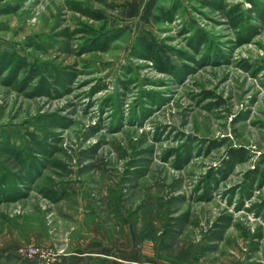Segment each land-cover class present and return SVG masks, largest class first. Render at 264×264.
Returning a JSON list of instances; mask_svg holds the SVG:
<instances>
[{
	"label": "rangeland",
	"instance_id": "obj_1",
	"mask_svg": "<svg viewBox=\"0 0 264 264\" xmlns=\"http://www.w3.org/2000/svg\"><path fill=\"white\" fill-rule=\"evenodd\" d=\"M28 245L264 264V0H0V264Z\"/></svg>",
	"mask_w": 264,
	"mask_h": 264
},
{
	"label": "trees",
	"instance_id": "obj_2",
	"mask_svg": "<svg viewBox=\"0 0 264 264\" xmlns=\"http://www.w3.org/2000/svg\"><path fill=\"white\" fill-rule=\"evenodd\" d=\"M169 13V11L166 12H162L160 13V16H153L152 20L155 23H159L162 22L163 20H167L165 19V17L167 16V14ZM141 44L143 46V49L146 50V52L150 53L152 60L156 61L157 63H160L161 61L165 64L167 63V59L168 58V48L165 47V45H163V43L161 42H156L155 40H151V39H147L146 36H142L141 37ZM98 264H132L130 262H117V263H113L111 262L109 259H103L100 260Z\"/></svg>",
	"mask_w": 264,
	"mask_h": 264
},
{
	"label": "built area",
	"instance_id": "obj_3",
	"mask_svg": "<svg viewBox=\"0 0 264 264\" xmlns=\"http://www.w3.org/2000/svg\"><path fill=\"white\" fill-rule=\"evenodd\" d=\"M18 255L23 257L33 264H54L58 254L52 250L41 249L28 245L18 250Z\"/></svg>",
	"mask_w": 264,
	"mask_h": 264
},
{
	"label": "crops",
	"instance_id": "obj_4",
	"mask_svg": "<svg viewBox=\"0 0 264 264\" xmlns=\"http://www.w3.org/2000/svg\"><path fill=\"white\" fill-rule=\"evenodd\" d=\"M73 254H76L75 255L76 257L65 258L62 261H65V260L69 261L67 264H79L81 259L80 258L79 259L77 258V256H79L78 253H73ZM121 262H124V261H121Z\"/></svg>",
	"mask_w": 264,
	"mask_h": 264
}]
</instances>
